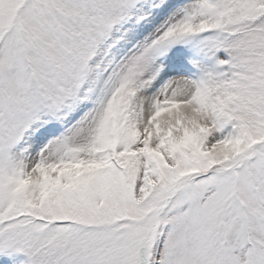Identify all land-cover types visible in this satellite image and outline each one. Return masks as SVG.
Wrapping results in <instances>:
<instances>
[{"label": "snow or ice", "instance_id": "snow-or-ice-1", "mask_svg": "<svg viewBox=\"0 0 264 264\" xmlns=\"http://www.w3.org/2000/svg\"><path fill=\"white\" fill-rule=\"evenodd\" d=\"M0 264H264V0H0Z\"/></svg>", "mask_w": 264, "mask_h": 264}]
</instances>
